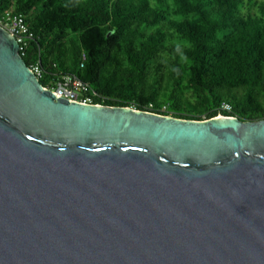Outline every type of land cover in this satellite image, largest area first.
<instances>
[{
    "label": "water",
    "instance_id": "1",
    "mask_svg": "<svg viewBox=\"0 0 264 264\" xmlns=\"http://www.w3.org/2000/svg\"><path fill=\"white\" fill-rule=\"evenodd\" d=\"M0 264H264V120L57 98L0 27Z\"/></svg>",
    "mask_w": 264,
    "mask_h": 264
},
{
    "label": "trees",
    "instance_id": "2",
    "mask_svg": "<svg viewBox=\"0 0 264 264\" xmlns=\"http://www.w3.org/2000/svg\"><path fill=\"white\" fill-rule=\"evenodd\" d=\"M5 11L23 17L22 59L44 87L71 75L94 105L264 120V0H0Z\"/></svg>",
    "mask_w": 264,
    "mask_h": 264
},
{
    "label": "built area",
    "instance_id": "3",
    "mask_svg": "<svg viewBox=\"0 0 264 264\" xmlns=\"http://www.w3.org/2000/svg\"><path fill=\"white\" fill-rule=\"evenodd\" d=\"M0 27L16 39L19 44V54L23 57L26 43L31 38V34L24 23L23 17L13 14L10 11H5L0 17ZM29 68L38 81L43 79L44 72L38 64H34ZM43 88L53 93L55 97L65 99L72 103L92 104V95L94 93L90 86L81 82L75 76H62L57 83L47 82V86H43ZM149 107L152 108L151 105ZM221 110L230 112V107L223 103Z\"/></svg>",
    "mask_w": 264,
    "mask_h": 264
},
{
    "label": "rangeland",
    "instance_id": "4",
    "mask_svg": "<svg viewBox=\"0 0 264 264\" xmlns=\"http://www.w3.org/2000/svg\"><path fill=\"white\" fill-rule=\"evenodd\" d=\"M256 1H262V0H256Z\"/></svg>",
    "mask_w": 264,
    "mask_h": 264
}]
</instances>
